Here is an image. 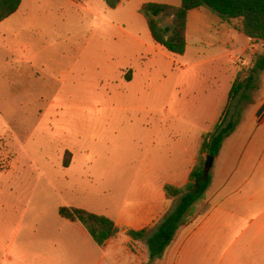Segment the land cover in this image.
Masks as SVG:
<instances>
[{
  "label": "rangeland",
  "instance_id": "1",
  "mask_svg": "<svg viewBox=\"0 0 264 264\" xmlns=\"http://www.w3.org/2000/svg\"><path fill=\"white\" fill-rule=\"evenodd\" d=\"M89 20L69 25L70 37L44 51L54 67L46 71L47 79H27L0 93V264H107L82 224L61 217L59 207L107 216L138 205L140 193L154 194V175L146 172L171 160L181 143L190 147L193 133L198 141L214 112L209 116L205 107L211 93L207 81L193 79L198 68L210 66H191L192 58L206 57V44L217 41L223 57L231 56L234 81L246 79L261 49L246 44L234 28L237 19H223L229 29L221 36L218 20L204 17L194 26L184 58L162 59L149 67L144 84L117 88L110 75L118 55L108 59L106 26L92 30ZM28 82L39 86L28 88ZM261 101L264 70L235 98L230 117L256 113ZM201 210L194 204L192 216ZM237 234H229L228 245H238Z\"/></svg>",
  "mask_w": 264,
  "mask_h": 264
},
{
  "label": "crops",
  "instance_id": "2",
  "mask_svg": "<svg viewBox=\"0 0 264 264\" xmlns=\"http://www.w3.org/2000/svg\"><path fill=\"white\" fill-rule=\"evenodd\" d=\"M146 2L179 5L181 0H120L115 8H109L105 0H21L18 8L0 21V93L25 83L27 79H47L50 75L46 71L54 67L49 66L51 60L44 56V51H53L55 45L67 40L71 35L68 26L83 24V19H90L88 25L92 30L106 26L110 39L108 59L118 55L119 60L110 75L117 88H128L138 82L144 84L149 67L158 65L162 59L184 58L189 52V37L201 18H209L212 22L218 20L223 27L221 36L229 29L226 21L208 7L192 9L187 16L185 52L174 54L152 39L146 19L139 13L140 6ZM100 22L104 24L100 25ZM101 36L100 39L103 38ZM245 38L246 44L254 42L260 45L261 49L254 55L264 51L262 42ZM217 44V41L208 42L204 47L207 56L192 58L190 64L194 67L201 64L210 66L205 71L198 68L193 75V79H204L209 85L211 93L204 102L208 105L205 107L211 110L209 116L214 110L210 126L200 133L198 141L192 134L190 147L181 143L171 160L146 172L154 175L150 184L154 194L140 193L138 205L107 215L120 231L103 246L95 243L82 225L107 264H264V111L260 116L254 112L242 117L224 140L219 154L214 157L205 196L197 203L202 210L178 230L163 258L150 259L144 242L131 240L125 233L130 228L148 227L150 234L172 207L169 203L171 198L165 196L163 186L166 183L181 186L187 182L202 133L211 130L227 104L234 68L231 56L224 58L215 47ZM52 61L61 66L60 60L54 58ZM47 82L40 84L46 88ZM28 83V88L39 86L37 82ZM243 92L242 89L239 94ZM261 103L255 105V111ZM246 122L250 128L242 127ZM147 189L145 187L144 190ZM233 231H238V245L227 244V238Z\"/></svg>",
  "mask_w": 264,
  "mask_h": 264
},
{
  "label": "trees",
  "instance_id": "3",
  "mask_svg": "<svg viewBox=\"0 0 264 264\" xmlns=\"http://www.w3.org/2000/svg\"><path fill=\"white\" fill-rule=\"evenodd\" d=\"M20 2L21 0H0V21L13 13ZM119 2L120 0H105L109 8H115ZM203 6L219 14L223 19L229 21L237 19L238 25L234 27L236 30L264 45V0H181L179 5L146 2L140 6L139 13L146 19L152 39L169 52L181 55L186 49L188 13ZM262 70L264 51L255 55L246 79L240 76L235 78L228 93L227 104L218 120L211 130L202 133L196 161L189 172L187 182L181 186L170 183L163 186L167 198L179 197V200L163 215L152 232L149 234L148 227L137 230L130 228L125 231L131 240L144 242L150 259L163 258L178 230L191 219L194 204L204 198L211 181L210 173L205 179H200L205 158L207 155L216 157L224 140L234 131L240 117L239 114L236 118L230 117L233 101L242 89L250 87L257 72ZM68 164V160H64V166ZM58 213L69 221L80 222L99 246H103L109 238L120 231L111 218L81 207L60 206Z\"/></svg>",
  "mask_w": 264,
  "mask_h": 264
},
{
  "label": "water",
  "instance_id": "4",
  "mask_svg": "<svg viewBox=\"0 0 264 264\" xmlns=\"http://www.w3.org/2000/svg\"><path fill=\"white\" fill-rule=\"evenodd\" d=\"M263 111H264V102L261 104V106L257 110L256 116H260ZM213 160H214V157L212 155L206 156L204 165H203L202 175L200 179H205L206 176L209 174L210 169L213 165Z\"/></svg>",
  "mask_w": 264,
  "mask_h": 264
},
{
  "label": "built area",
  "instance_id": "5",
  "mask_svg": "<svg viewBox=\"0 0 264 264\" xmlns=\"http://www.w3.org/2000/svg\"><path fill=\"white\" fill-rule=\"evenodd\" d=\"M254 41V40H253Z\"/></svg>",
  "mask_w": 264,
  "mask_h": 264
}]
</instances>
